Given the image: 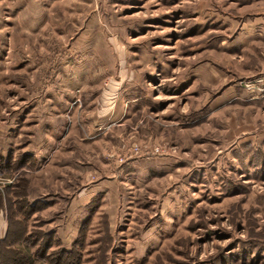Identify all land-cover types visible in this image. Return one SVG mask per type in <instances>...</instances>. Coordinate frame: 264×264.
<instances>
[{
  "label": "rangeland",
  "instance_id": "rangeland-1",
  "mask_svg": "<svg viewBox=\"0 0 264 264\" xmlns=\"http://www.w3.org/2000/svg\"><path fill=\"white\" fill-rule=\"evenodd\" d=\"M0 264H264V0H0Z\"/></svg>",
  "mask_w": 264,
  "mask_h": 264
},
{
  "label": "built area",
  "instance_id": "built-area-1",
  "mask_svg": "<svg viewBox=\"0 0 264 264\" xmlns=\"http://www.w3.org/2000/svg\"><path fill=\"white\" fill-rule=\"evenodd\" d=\"M135 151H139V149L137 148ZM153 152L159 153L160 152V148L159 147H155Z\"/></svg>",
  "mask_w": 264,
  "mask_h": 264
}]
</instances>
